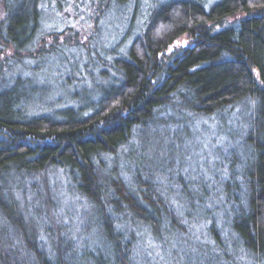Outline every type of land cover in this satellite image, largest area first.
<instances>
[{"label": "trees", "instance_id": "1", "mask_svg": "<svg viewBox=\"0 0 264 264\" xmlns=\"http://www.w3.org/2000/svg\"><path fill=\"white\" fill-rule=\"evenodd\" d=\"M78 1L0 0V51L13 52L0 58V264H76L55 221L59 175L112 264H140L143 235L187 237V213L210 240L187 238L191 259L264 264V0H82L126 39L94 62L90 94L44 108L27 59L46 18ZM205 120L222 162L184 174Z\"/></svg>", "mask_w": 264, "mask_h": 264}, {"label": "rangeland", "instance_id": "2", "mask_svg": "<svg viewBox=\"0 0 264 264\" xmlns=\"http://www.w3.org/2000/svg\"><path fill=\"white\" fill-rule=\"evenodd\" d=\"M69 6L70 15L67 20L60 21L52 16L46 18L44 40L30 51L27 59L30 66L24 69V73L30 74L35 93L41 98V106L44 108H57L73 103L74 98L78 101L90 94L94 89V83L101 84L104 77L102 67L99 64L95 65L94 62L101 63L104 60L109 63L106 59H111L112 50L119 48L121 40L126 39L117 18H111L113 22H96L95 15H92L93 8L82 3V0ZM139 19L141 16L138 15L135 20L138 22ZM12 53L11 50L0 51V58L9 59ZM205 122L206 125H201L198 129L202 134L198 135L194 147L186 149L187 155L192 157V162L190 167L182 169L184 174L222 162L215 149L219 147L225 150L224 143L220 142L219 131L210 120ZM214 138L219 139L214 143ZM136 152L139 154L145 151L137 147ZM157 163L154 161V164ZM59 178L57 186L52 185L57 191L55 221L58 226L61 225L62 231L69 232L74 241L76 264H112L107 244L98 234L90 204L76 196L68 195L60 175ZM187 215L191 217L183 219L188 225L187 237L164 233L161 234L160 241H155L147 235L137 239L140 245L135 255L138 256L140 264L149 262L148 259L156 264L200 263L196 262V256L191 259L192 255L189 253L194 246L187 243L190 242L187 238L191 242H199L206 246L205 244L210 241L209 236L205 229L199 228L195 218L188 213ZM177 249L180 250L179 254L174 253Z\"/></svg>", "mask_w": 264, "mask_h": 264}]
</instances>
